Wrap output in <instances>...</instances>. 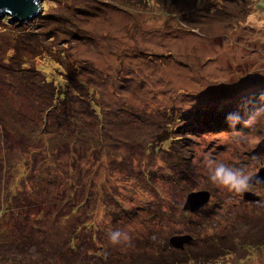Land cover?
I'll list each match as a JSON object with an SVG mask.
<instances>
[{
  "label": "rangeland",
  "instance_id": "obj_1",
  "mask_svg": "<svg viewBox=\"0 0 264 264\" xmlns=\"http://www.w3.org/2000/svg\"><path fill=\"white\" fill-rule=\"evenodd\" d=\"M37 5L0 11V264H264V184L207 179L264 166V0Z\"/></svg>",
  "mask_w": 264,
  "mask_h": 264
},
{
  "label": "clouds",
  "instance_id": "obj_2",
  "mask_svg": "<svg viewBox=\"0 0 264 264\" xmlns=\"http://www.w3.org/2000/svg\"><path fill=\"white\" fill-rule=\"evenodd\" d=\"M240 112H230L225 116L229 127H235L241 122ZM207 179L217 189L230 193L242 194L249 190L252 179L251 173L244 168L235 167L225 161L209 159L207 161ZM129 235L121 229H108V240L113 246L126 242Z\"/></svg>",
  "mask_w": 264,
  "mask_h": 264
},
{
  "label": "water",
  "instance_id": "obj_3",
  "mask_svg": "<svg viewBox=\"0 0 264 264\" xmlns=\"http://www.w3.org/2000/svg\"><path fill=\"white\" fill-rule=\"evenodd\" d=\"M37 0H0V11H8L13 15V21L18 24L27 20L37 11ZM250 184H264V166L260 167L256 173H253ZM243 197L248 200L257 198V195L251 192H244ZM210 193L208 190L190 191L186 194L182 208L189 211H196L208 202ZM192 236L189 234H175L169 238V243L182 249L184 243L189 242Z\"/></svg>",
  "mask_w": 264,
  "mask_h": 264
},
{
  "label": "trees",
  "instance_id": "obj_4",
  "mask_svg": "<svg viewBox=\"0 0 264 264\" xmlns=\"http://www.w3.org/2000/svg\"><path fill=\"white\" fill-rule=\"evenodd\" d=\"M3 21H6V16L3 18ZM15 26V25H14ZM63 81H66L65 79H63ZM52 94L54 95L53 97H52V104H55V103H58V100L60 101V100H68V96L69 95H67V97H66V91H63V92H57L56 90H53V92H52ZM52 104H50V105H52ZM54 108V107H53ZM51 112H53L52 110H51V107L50 108H48L45 112H44V115H45V117H47V115H50L51 114ZM194 114V113H193ZM203 117H204V114H203ZM182 120V119H181ZM190 120V119H189ZM222 121H225V116H222ZM193 122V121H192ZM219 123H220V119L218 120V119H216V120H214V121H212L211 120V123H204V125H208V126H211V125H213L214 126V124H215V126H217V125H219ZM187 124L188 125H190L191 123L190 122H187ZM193 125H195V124H193ZM100 127H102V126H100ZM185 210V209H184ZM185 211H189V210H185ZM191 212V211H190ZM191 241V240H190ZM171 254V253H170ZM165 256L164 255V253L162 252V254H161V256ZM169 258V257H168ZM165 260V261H164ZM160 259L159 261H156L155 263L156 264H163V262L164 263H166L168 260L167 259ZM171 261L173 262V263H175L177 260H172L171 259ZM169 263H170V260L168 261ZM168 263V264H169ZM149 264H151V263H149Z\"/></svg>",
  "mask_w": 264,
  "mask_h": 264
}]
</instances>
